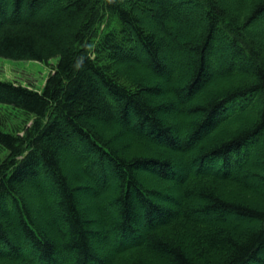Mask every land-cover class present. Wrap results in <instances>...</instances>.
I'll use <instances>...</instances> for the list:
<instances>
[{
  "label": "trees",
  "instance_id": "1",
  "mask_svg": "<svg viewBox=\"0 0 264 264\" xmlns=\"http://www.w3.org/2000/svg\"><path fill=\"white\" fill-rule=\"evenodd\" d=\"M6 3L0 57L58 61L41 92L0 81V126L34 120L0 129V264H264V0ZM45 178L39 225L23 190Z\"/></svg>",
  "mask_w": 264,
  "mask_h": 264
},
{
  "label": "rangeland",
  "instance_id": "2",
  "mask_svg": "<svg viewBox=\"0 0 264 264\" xmlns=\"http://www.w3.org/2000/svg\"><path fill=\"white\" fill-rule=\"evenodd\" d=\"M6 2L7 0H5V3ZM191 19L197 22H202L203 26L207 24V20L205 18L203 11L202 13L197 10L193 11L191 14ZM188 25L191 26L190 23ZM177 26L180 27V25H176L171 22L167 23V27H169V29L176 28ZM197 26L198 25L191 26L189 30L187 31V36L189 35V37H191V35L195 33ZM146 27L150 29L149 25H147ZM151 28L153 29V27ZM257 28L258 27H256V30ZM196 33H198V31H196ZM185 37H186V34H185ZM216 37L217 39H221L222 36L220 34H217ZM183 39H184V36H183ZM221 45L222 44H219V48L221 47ZM138 53L140 55V52ZM233 55L234 54L231 51H229L227 54V56H229L231 60L233 59L232 58ZM189 59H190V55L188 52H184L182 56L176 55L175 53L164 56V60L167 61V63L170 64L173 69V74H172L173 79L175 78V73L179 72L178 70L179 68L182 70L184 68L186 69L189 66L190 64ZM57 61L58 59H53L49 62V64H46V63L37 62V61L11 60V59L0 57V81L18 83V84L28 87L29 89H35L36 91L41 92L47 82L49 75L52 73V69L50 65L56 64ZM1 108H4V107L0 106V109ZM0 111L4 112L3 110H0ZM9 111H10V114L8 113L9 118L5 122L6 127L0 126V129H4L6 130V132H11L13 134L24 135L25 133L24 128L26 129L32 126L34 120L26 118L24 114L22 113V111L20 110L10 109ZM183 134H184L183 131L181 132L178 131L179 137H183ZM72 140L74 141V139ZM73 141L70 144V148H67L68 149L67 152H66L67 150L66 147L60 150L62 158L65 159V163H66L65 166L67 168V171L69 169L73 170L77 166L76 160L74 159V157H72V154L74 153L76 149L75 148L76 145ZM7 157H8V152L0 146V164ZM67 174L69 175V173ZM42 179L44 178L42 177ZM45 180L47 181L43 180L45 182L44 185H41V188L39 186L40 189H37L35 186H31L29 189L27 188L26 190H23V193L26 192L27 199L29 202L28 203L29 210L32 212V217L35 219V222H37L39 225L46 224L50 220L52 214H54L53 209H51V216H49L48 212H46L45 204L49 207L52 206V202H51V199H49V197L53 194V192L48 187V183H49L48 179L45 178ZM251 183L254 188L255 187H257L258 189L262 188L261 185H259L258 183H255V182H251ZM169 194L174 195V197H178V193L176 192V190L171 191ZM80 200H81V203L88 205V206H92L91 203H93L94 201V199L90 197L89 193L81 195ZM107 211L110 213V216H113V217L115 216V210H113L112 207H107ZM94 218L96 220H101L105 223H107L108 221V220L107 221L104 220L103 217L102 218L99 217V215H95ZM232 222L235 224H240V225L242 223L241 221L238 222L235 220H233ZM46 228L48 232L50 233V237L52 236L55 238L57 237V232H56L57 228L54 222L48 223ZM98 244H96L95 246L99 247L98 248L99 251L107 250L104 247V245L102 246V244H99V245Z\"/></svg>",
  "mask_w": 264,
  "mask_h": 264
},
{
  "label": "bare ground",
  "instance_id": "3",
  "mask_svg": "<svg viewBox=\"0 0 264 264\" xmlns=\"http://www.w3.org/2000/svg\"><path fill=\"white\" fill-rule=\"evenodd\" d=\"M91 26H92V25H87L86 27H87V28H90ZM77 46H78V48H79V50H80L82 45H81V44H78ZM52 60H53V59H52ZM50 61H51V60H50ZM50 61H49V62H50ZM52 65H55V64H52ZM52 65H50V66H52ZM30 90H34V91H35V89H30ZM24 129H25V128H24ZM24 131H25V130H24ZM259 143H260V142L258 141L256 144H259Z\"/></svg>",
  "mask_w": 264,
  "mask_h": 264
}]
</instances>
